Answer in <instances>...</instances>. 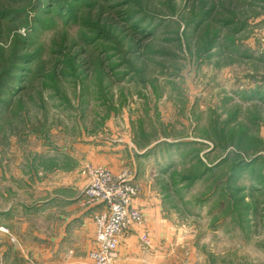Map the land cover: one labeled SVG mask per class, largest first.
I'll list each match as a JSON object with an SVG mask.
<instances>
[{
    "label": "rangeland",
    "instance_id": "rangeland-1",
    "mask_svg": "<svg viewBox=\"0 0 264 264\" xmlns=\"http://www.w3.org/2000/svg\"><path fill=\"white\" fill-rule=\"evenodd\" d=\"M99 167L177 255L264 264V0H0V212Z\"/></svg>",
    "mask_w": 264,
    "mask_h": 264
},
{
    "label": "crops",
    "instance_id": "crops-1",
    "mask_svg": "<svg viewBox=\"0 0 264 264\" xmlns=\"http://www.w3.org/2000/svg\"><path fill=\"white\" fill-rule=\"evenodd\" d=\"M85 184L86 177L72 178L61 185L65 194L60 192L49 198L44 194L32 205L22 199L17 206L11 205L1 211L0 215H5L6 220L0 219V232H3L1 228L7 229L4 232L6 238L0 241L1 263L90 264L88 253L95 243L92 218L103 210V206L87 201L82 191ZM134 205L142 210L144 221L119 237L113 264H206L201 251L200 260L176 254L184 246H190V242L186 241L185 235L175 239L174 226L151 192L144 189L134 200ZM32 218H35L33 224L38 222L36 230L29 226ZM28 232L31 234L26 236ZM143 232L149 234V247L140 242ZM11 253L16 254V259L9 255Z\"/></svg>",
    "mask_w": 264,
    "mask_h": 264
},
{
    "label": "built area",
    "instance_id": "built-area-1",
    "mask_svg": "<svg viewBox=\"0 0 264 264\" xmlns=\"http://www.w3.org/2000/svg\"><path fill=\"white\" fill-rule=\"evenodd\" d=\"M87 186L83 196L90 203L103 205V210L94 214L95 247L88 253L90 264H113L119 237L133 226L143 223V213L134 205L137 186L131 183L124 173L123 178L112 177L105 168L89 171ZM140 242L144 247L150 246L149 234L143 232Z\"/></svg>",
    "mask_w": 264,
    "mask_h": 264
},
{
    "label": "trees",
    "instance_id": "trees-1",
    "mask_svg": "<svg viewBox=\"0 0 264 264\" xmlns=\"http://www.w3.org/2000/svg\"><path fill=\"white\" fill-rule=\"evenodd\" d=\"M3 82V81H2Z\"/></svg>",
    "mask_w": 264,
    "mask_h": 264
}]
</instances>
